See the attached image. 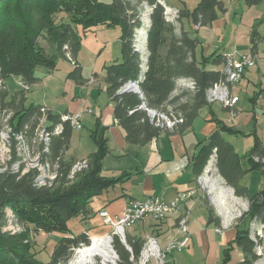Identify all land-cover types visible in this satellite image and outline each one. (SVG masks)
<instances>
[{
  "label": "trees",
  "instance_id": "trees-1",
  "mask_svg": "<svg viewBox=\"0 0 264 264\" xmlns=\"http://www.w3.org/2000/svg\"><path fill=\"white\" fill-rule=\"evenodd\" d=\"M137 1L140 5L147 4L152 8L146 43L147 70L144 73L141 69V54L133 47L135 31L141 27V20L138 8L130 1L112 0L110 4H104L99 0H0V81L3 83L0 87V131L7 114L13 113L8 124L12 132V162L10 169L0 174V264H42L30 253L28 235L4 231L10 222L36 234L67 236L58 238L50 262L43 264H69L75 250L90 246L91 239L86 233L74 236L68 223L79 217L85 222L92 215V200L127 176L123 175L117 181L102 176L103 160L108 149L102 131L97 128L92 133L97 151L88 157L87 168L72 177L73 166L77 161L72 160L73 163H70L65 159L73 134L71 123H62L61 116L54 115L49 109L43 114L37 106L26 107L30 89L38 82L35 76L38 68L54 71L59 57L69 61L68 54L76 61L81 47L77 27H81L83 32L99 26L121 29V62L104 68L105 86L108 100L115 105L114 118L125 132V140L129 144L145 146L161 134L169 133L162 123L156 125L147 111L164 114L160 112H167L170 104H178L180 115L167 112V116L181 119L173 130L182 133L191 128L200 111L210 106L205 96L207 91L225 82L224 71H210L206 66H226L228 58L217 53L197 58L201 42L183 28L184 20H190L199 28L211 27L219 15L226 12L224 0H201L192 11L186 8L180 10L178 27L166 22L165 7L158 2L160 0ZM243 2L246 7L252 8L263 4L264 0ZM42 40H46L50 48L54 47L57 55L49 56L41 46ZM262 42L264 37L254 27L251 51L256 50ZM11 77L21 78L22 85L29 90L16 92L8 101L9 91L5 81ZM67 78L76 85H84L86 82L78 63ZM181 79L192 80L196 85L192 97L186 102L182 101L184 95L172 97ZM129 83H138L141 94L120 93ZM44 117L48 120L49 131L52 132L60 125L62 130L58 135L51 133L48 153H43V145L39 152L43 164L56 168L57 178L52 184L39 186L38 171L31 170L22 174L23 167L17 172L11 171V167L20 162L16 138L22 136L25 144L30 147L29 140L38 137V129ZM222 132L240 134L219 123L218 130L194 158V173L201 176L215 155L219 175L225 184L232 188L237 197L248 199V212L238 221L240 227L236 245L246 254L244 264H254L259 257L255 252L256 245L251 240L252 224H264V188L249 197L241 182L252 171L261 172L264 178V144L253 132L254 144L246 158L250 166L248 169L234 147L222 137ZM115 238L114 246L120 264L138 262L145 241L126 237L127 244L132 248L130 253ZM132 257L134 261H131ZM228 258L227 255L225 263Z\"/></svg>",
  "mask_w": 264,
  "mask_h": 264
},
{
  "label": "crops",
  "instance_id": "crops-1",
  "mask_svg": "<svg viewBox=\"0 0 264 264\" xmlns=\"http://www.w3.org/2000/svg\"><path fill=\"white\" fill-rule=\"evenodd\" d=\"M228 1L224 0L226 12L220 14L218 20L211 27L199 28L190 20H184L183 28L186 32L191 33L190 35L193 38H197L201 42L197 50V58L201 59L202 56L217 53L218 55L223 54L239 59L243 55L250 54L255 58L256 66L253 67L256 68L261 60L259 47L264 42L260 43L253 52L250 49L248 53L241 55L237 51L232 53L226 49L220 52L221 50H218L219 48L216 46L217 42L214 40L228 24L227 17L231 12L230 0ZM164 2L166 5L179 10L186 8L192 11L196 7L190 6L188 0H174V5H169L168 0H164ZM226 2L230 5L228 6ZM242 4L244 8H248L243 0H236L235 6H242ZM230 53L236 55L233 56ZM146 56L148 55L143 46V53L141 52L142 73L147 70ZM78 59L77 57L76 62L82 67ZM115 62L120 63L118 60ZM106 66L104 64L101 73L94 70L89 74H85L82 68V77L86 80L84 85H76L75 82L68 80V74L73 71L74 67L60 78L55 75L58 73V65L54 71L42 68V77L36 76L38 82L32 86L29 95V98L32 97L34 88H43V90L48 89L49 91L51 88H45L44 86L51 85L53 88L57 80H60V83L63 82L59 88L62 91L63 98H59L62 99L59 102L60 110L49 102V93H44L42 102L36 103L37 106H45L54 115L58 116L81 114L82 129H78L79 131L83 130V120L92 116V121L89 122L91 128L88 136L79 133L75 146L72 134L70 149L66 153L65 159L87 161L88 157L97 151L92 133L99 128L103 133L108 149V154L103 160L102 176L107 180L117 181L123 175H127L92 200L90 205L92 215L90 218L83 222L82 218L79 217L68 223L72 234L78 236L86 233L90 239L97 238V240H101L105 237H98L106 234L111 229V227L102 223L101 211H106L111 217L116 218L123 215L129 203L133 200H144L149 197L160 198L166 203L172 204L179 195L190 194L191 192L192 195L177 204L175 210L166 219L156 221L153 218H148L144 222H139L126 230V237L135 240L142 239L143 241L148 237H156L161 246L164 247L174 238H183V234L179 231V222L181 219H186L190 238L189 245L182 252L172 253L166 260L167 264H244L246 254L236 245L240 226H238V222L222 220L220 216L218 218L217 215L212 213L210 205H207L204 195L199 189L198 179L200 176H196L194 173V158L201 151V148L208 144L210 137L218 130L219 123H221L240 132L238 135L222 132V137L234 147L243 165L249 169L250 166L246 158L254 144L253 132L264 144V106L261 102L264 98L260 96L262 92L260 91L258 95L254 93L256 97L254 96L253 100H250L252 103L251 112H241L239 107L240 97L239 102L230 109L223 108L219 104H212L203 108L199 113V117L193 122L192 127L184 132L179 133L175 130H169V133L161 134L160 137L145 146H136L125 140V132L114 118L115 105L110 103L106 94V71L104 69ZM225 68V66H213L211 64L206 66V69L210 71H224ZM37 71L38 69L35 75ZM17 80L22 84L21 78H17ZM7 82L8 80L5 81V84L9 89ZM179 86L188 88L182 82V79L178 80L173 98L182 94L178 90ZM56 87H58L57 84ZM21 90L22 88H19L17 92ZM233 94L239 96L235 94L234 89ZM13 95L9 91L8 101L11 100ZM36 104L33 105L36 106ZM251 119L254 122V128L243 133L242 126L248 125ZM73 173H75L74 170ZM241 183L246 188L249 197L255 196L264 188V178L259 171L250 172ZM229 189L232 188L229 187ZM241 199H245L249 204L247 198ZM55 235L58 238L67 237L59 234ZM261 245L264 248V238L261 240ZM227 255L229 260L225 263ZM155 261H150L148 264H158ZM133 264L137 263L134 262Z\"/></svg>",
  "mask_w": 264,
  "mask_h": 264
},
{
  "label": "rangeland",
  "instance_id": "rangeland-1",
  "mask_svg": "<svg viewBox=\"0 0 264 264\" xmlns=\"http://www.w3.org/2000/svg\"><path fill=\"white\" fill-rule=\"evenodd\" d=\"M99 1L100 3L110 4L112 0H99ZM128 1H130L132 5L136 6L139 10V18L141 20V27L136 29L135 31V39H134L133 47L135 51L141 54V52L143 53V46H144L145 52L147 51L146 43H147V35L149 31L148 29L151 26L150 14L152 12V8L148 6L147 4H142V5L138 4L137 0H127V2ZM188 1H189L190 6H197V4L201 0H188ZM158 2H160V4H162L166 9L165 10L166 22H168L169 25L172 24L173 26L178 27V23H179L178 10H175V8L166 5L165 2L162 0ZM228 2H226L228 6L231 4L230 5L231 12H229L230 15L229 17H227V21H228L227 27L224 28V30L219 32V35L216 37V40L214 41L217 42L216 46L217 48H219L218 50H221L220 52H222L223 49H226L227 51L232 52V53L234 51H237L238 54L240 53V55L246 54L251 49V46H250L251 36H252V31L254 27H257L260 35L264 37V4L257 6V7H253L251 9L250 8L246 9L243 7V4L242 6L241 5L235 6L236 0H230V4ZM168 4L174 5V0H168ZM168 8L172 9V13L170 11L167 12ZM76 30H77L76 33H78V35L81 38V47H80L79 54H78V58H79L78 60H80L81 66L83 68V72L85 74H89L93 72L94 70H96L97 73H101V69L104 66V64L109 66V65H112L116 60H118V62H121L122 43H121L120 38L122 36V32L120 31L121 30L120 27L109 29V28H104L103 26L102 27L100 26V27L91 29L87 32H83V29L81 27H77ZM143 30L146 31L145 36L141 35V31ZM41 46L46 49L47 54L49 56L57 55L54 47L50 48L46 40L41 41ZM259 51L261 54L260 55L261 60L259 62L258 67L256 68L253 67V69H250L249 71L245 72V76L243 77L240 85L237 84L234 87L235 94H238L240 97L239 107L241 108V112H251L250 111L252 110L251 101L253 100L254 96L256 97L254 93L258 95L259 92L261 91L262 93L260 96L261 98H264V59H263L264 58V44L260 45ZM235 55L236 54H234L233 56ZM226 57H229V56H226ZM57 65H58V73H56L55 75L58 78L63 77L65 75L64 73L70 72L73 69L72 64L68 60L63 59V58L61 59L60 57L58 58ZM42 71H43L42 68H38L37 74L35 76L42 77V74H43ZM225 73H226V80L223 83H230L229 81H227L229 74L227 72ZM182 82L185 83V85L188 87V88L184 86L178 87V90L182 93L181 95L185 96L182 99L183 102H185L186 100H189L192 97V94L196 89V85L192 80L182 79ZM7 83L9 86L8 90L10 91L11 95L15 94V92H17L19 88H22V84L17 80L16 77L9 78ZM62 83H60V80H57V82L54 83L53 88L51 87V85L44 86L45 88H51L49 91L48 89L43 90V88L41 89L34 88L33 90L34 93L32 97L29 98V95L31 94V91H32V88H31L28 98L25 102L26 107H29L36 103L37 104L41 103L44 93H49L48 95L49 102L52 103L58 109L61 108L59 107L60 106L59 102H61L63 98H62V91L59 88L62 85ZM56 84L58 87H56ZM59 98H62V99L60 100ZM263 101L264 99L261 100L264 106ZM218 104L219 103H215V105H218ZM177 108H178V104H170L167 108L168 109L167 112H170L176 116H179L180 114ZM147 112L151 120L156 121V125H158V121H160L159 122V125H160L161 123L163 124L164 122L169 121L167 120V118L174 117V116H171V117L167 116L169 115L167 114V112H160L166 115L159 114L157 112H156L157 113L156 115L155 111L153 110H148ZM11 115L13 117V113ZM78 115H81V114H78ZM163 116L167 118H164ZM90 121H92V116L83 120L84 127L82 131H79L76 129L73 130L74 146L77 142L79 133H81V135L88 136L90 128H91L89 125ZM9 123H10V120H8V122H6L5 120L3 123L4 125L3 129H1L0 131V174L7 172L10 169L9 165L12 162L11 157H12L13 152H12V149H10L11 141H10V145L8 143L9 136L11 138L12 132L10 131L9 128L8 129L6 128V126ZM166 125L167 127H164V128L168 130H173L175 128V127L174 128L171 127L173 125L172 123L169 126V128H168V122ZM253 128H254V122L252 119L250 120L248 125L242 126V130L244 131L243 133ZM47 137H48L47 134H44L43 139H39L38 137L37 138L33 137L31 140H29V144H30V147H29L25 144L23 137L18 136L16 138V140H19L17 141L18 143L16 145V151H17L18 157L20 158V162L14 163L11 167V171L17 172L20 170L21 167H23L22 174H25V172L27 173L31 170H36L38 171V177L41 182L46 183L50 181L49 183L52 184L53 181L55 180L54 177H56L55 170H54L56 168L52 169L51 166H48L47 164H43L41 161V157H40L41 154L39 153L42 151V144L44 146L43 153H48L47 149H48V145L51 140L49 141ZM50 137L52 138L51 133H49V138ZM8 146H10V148ZM66 162L71 163L72 160L67 158ZM78 162H80V165H82L83 163H87V161H77L76 163ZM207 164L208 165L205 170H208L209 172L204 171V173L198 179L199 189L203 193L205 201L207 202V205H210V208L212 209L213 213L217 215L218 218L220 216L222 220L223 219L224 220L226 219L227 221L233 220L234 223L240 221L243 218V216L246 215V213L248 212L249 204L247 203L245 199L243 200L237 197L235 193H233V190L229 189V187L225 184V181L222 179V177H220L218 169H217L216 156L213 155L209 163ZM74 168H75V165L73 166V169ZM74 171H76L75 173L76 175L82 170L79 171V168L77 169L75 168ZM204 180L209 181V183L212 182V184L215 181L218 183L220 188L215 190V192H211L212 185L205 186V184L203 183ZM221 187H223L224 189L230 190L234 198L237 200V202H231V201L228 202L229 204H227V206L222 210H220L219 204L218 202H216L217 197H219V194H220L219 189H222ZM221 211H225L224 214ZM227 213L228 214L230 213L229 217L231 215L233 216L231 218H228V216L226 217L225 215ZM9 217L12 218L10 213H9ZM146 220H143L142 222ZM139 222H141V220L138 222L132 223L131 227L135 226ZM187 224L188 222L186 219H181L179 222V231L183 234V238L181 239L187 238L189 235ZM252 225H254V227H253V235L251 234V240L254 241L255 244H260V232L262 231L260 229L261 227L264 226V224H252ZM128 228H124V233L123 231H121V236L118 239L126 247L125 249H127L130 253H132V248L126 242V236H127L126 230ZM4 231L10 232L11 234H15V235L22 234V233L28 235L27 239L29 240L30 245H31L30 253L35 255L36 258L40 262H42V264L50 262L55 243L58 240V237L55 234H52V235H47L44 233L36 234L32 232L30 229H25L24 227L13 224L12 222H10L8 226H6ZM115 235H116L115 231L110 229L109 232H106V234L98 238H103V237L110 238L111 237L110 240H111V245L113 247L112 250L115 252L117 251L115 250V246H114V240L116 239ZM92 244H93V241H91V245ZM85 248L87 247L83 246L79 249L83 250ZM80 250L74 252V255L72 259L70 260L69 264H73L77 260ZM142 251L143 252H141V254H144V252L146 251V247H143ZM141 256L142 255H140V258ZM117 257L118 258L115 260L114 263H107V264H120L119 254H117ZM140 258L138 262H135V263L141 264L144 258L143 257H142L143 259H140ZM152 261L153 260H151V262ZM92 264H103V262L101 258L96 257L94 263Z\"/></svg>",
  "mask_w": 264,
  "mask_h": 264
},
{
  "label": "built area",
  "instance_id": "built-area-1",
  "mask_svg": "<svg viewBox=\"0 0 264 264\" xmlns=\"http://www.w3.org/2000/svg\"><path fill=\"white\" fill-rule=\"evenodd\" d=\"M161 1V0H160ZM179 12L180 19V10L175 8ZM67 49V47H65ZM69 62L73 67L77 66V62L73 60L70 54L67 55ZM228 63L225 66L224 72H232L231 83H220L216 85L215 91H207L206 99L207 102L212 105L215 103H219L223 108L230 109L233 108L239 102V96L233 94L234 87L242 81L244 77V73L247 69L253 68L256 66V61L254 57L250 54L243 55L239 59L236 57H227ZM3 83L0 81V87ZM22 89L29 90L26 86L22 85ZM37 106V105H36ZM40 108V111L43 114H46L48 108L45 106H37ZM91 113V111H89ZM6 114V113H5ZM5 117V115H4ZM3 117V118H4ZM62 123L70 122L73 129L81 130V115H63L61 116ZM38 138L43 139L44 134L56 133L57 135L61 133V125L56 127L52 132L48 130V120L46 117L41 121V125L39 127ZM216 153V151H214ZM215 156V155H214ZM259 161L258 158L255 159ZM75 168L80 169V162L75 164ZM205 172H209L205 170ZM190 194H181L178 196L177 200L168 204L164 200L160 198H147L144 200H133L129 203L128 208L123 213L122 216L113 218L106 211H101L100 216L103 219V224L111 227L113 231L116 233V237L119 238L121 236V229L131 227L132 219H141L146 220L147 218H153L156 221H162L166 219L171 213L175 210V205L177 203H181L187 199ZM188 225V224H187ZM264 238V229L262 235H260V244H255V252L259 257V260L256 264H264V248L261 245V240ZM93 241V239H91ZM190 238L189 235L184 239H172L168 242L164 247L161 246L158 239L156 237H148L145 240L144 247H146V254H140L142 256H146V263L148 264L151 260H156L158 264H167V258L174 252H182L189 245ZM80 249L75 251H79ZM117 251H115V255L117 256ZM131 261H134V258H131ZM139 264V263H138Z\"/></svg>",
  "mask_w": 264,
  "mask_h": 264
},
{
  "label": "bare ground",
  "instance_id": "bare-ground-1",
  "mask_svg": "<svg viewBox=\"0 0 264 264\" xmlns=\"http://www.w3.org/2000/svg\"><path fill=\"white\" fill-rule=\"evenodd\" d=\"M166 10V9H165ZM168 11H170L171 13H172V9H170V8H168L167 9V12ZM174 13V12H173ZM177 13V12H176ZM169 14V13H168ZM171 15V14H170ZM173 16V15H172ZM178 16V15H177ZM176 25V24H175ZM141 35L142 36H145V31H141ZM228 74H229V77H228V80L227 81H229L230 83H231V79H232V72H227ZM189 84V83H188ZM215 88H216V86L213 88V89H211L210 91H215ZM156 113V112H155ZM12 113H8L7 114V116H6V122H8V120L12 117V115H11ZM155 115V114H154ZM156 115H157V113H156ZM164 118H167V117H165V116H163ZM4 120V121H5ZM166 120V119H165ZM167 120H169V121H167L168 122V128H169V126L171 125V123L173 124L171 127L172 128H174L178 123H180L181 122V119H178V118H176V117H172V118H167ZM4 121H3V123H4ZM159 122L160 121H158V124H159ZM167 122H164L162 125H165L166 127H167ZM3 123H2V125H3ZM1 125V126H2ZM4 126V125H3ZM5 128V127H4ZM6 128L8 129L9 128V125H7L6 126ZM171 128V129H172ZM3 129V128H2ZM10 129V128H9ZM11 130V129H10ZM4 135V134H3ZM47 139H49V141H50V138H49V134H47ZM15 138V137H14ZM22 139V138H21ZM10 141H11V138H10V136H9V139H8V143H9V145H10ZM17 141H19V140H17ZM46 143V142H45ZM43 145V144H42ZM9 148H10V146H8ZM11 149V148H10ZM41 154V153H40ZM48 165V164H47ZM49 166V165H48ZM51 166V165H50ZM16 167V166H15ZM35 167V166H34ZM43 167V166H42ZM84 168H87V163H83L82 165H80V169H79V171H81V170H83ZM77 169V168H76ZM7 170H8V168H7ZM13 170V169H12ZM73 170H75V168L73 169ZM3 171V170H2ZM28 171V170H27ZM4 172V171H3ZM75 173H76V171H75ZM75 173H73L72 172V177H74V175H75ZM55 175H56V177H54V179H56L57 178V173L55 172ZM50 179H52V178H50ZM53 179V180H54ZM207 179V178H206ZM208 180V179H207ZM207 180H204V184H205V186H208V185H212V189H211V192H215V190H217L218 188H220V186L218 185V183L217 182H213V184H212V182L211 183H209V181H207ZM200 181V180H199ZM50 182V181H49ZM49 182H46V183H43V182H41L40 181V179H39V177H38V180H37V184L39 185V186H46ZM222 189H219V192H220V194H219V197H217V201L216 202H218V204H219V208H220V210H222V209H224L226 206H227V204H229L228 202H237V200L234 198V196L232 195V193H231V191L230 190H228V189H224L223 187H221ZM219 199V200H218ZM177 204H180V203H177ZM176 206V205H175ZM223 214H224V212L225 211H221ZM233 213V212H232ZM230 214V213H229ZM229 214L227 213V214H225L226 215V217L228 216V218H231L233 215H231L230 217H229ZM225 218V217H224ZM141 219H132L130 222H131V224L132 223H135V222H138V221H140ZM229 220V219H228ZM254 227V226H253ZM263 229H264V226L263 227H261V229L260 230H262L261 232H260V235H262V232H263ZM7 230H8V228H7ZM184 230V229H183ZM121 231H123V233H124V228H122L121 229ZM186 231V230H185ZM252 235H253V232H252ZM258 237V236H257ZM111 238V237H110ZM110 238H103V239H101V240H97V238H94L93 239V244L91 245V246H89V247H87V248H85V249H83V250H80V252H79V256H78V258H77V260L73 263V264H92V263H94V261H95V259H96V257H98V258H101L102 259V262H103V264H107V263H114L115 262V260L118 258L116 255H115V252L112 250L113 249V247H112V245H111V240H110ZM254 240V239H253ZM124 242V241H123ZM254 242V241H253ZM143 252V251H142ZM144 254H146V251L144 252ZM144 258V260H142V262H141V264H145V262H146V256H141V258L140 259H143Z\"/></svg>",
  "mask_w": 264,
  "mask_h": 264
},
{
  "label": "water",
  "instance_id": "water-1",
  "mask_svg": "<svg viewBox=\"0 0 264 264\" xmlns=\"http://www.w3.org/2000/svg\"><path fill=\"white\" fill-rule=\"evenodd\" d=\"M138 83H129L126 86H124L121 90L120 93H125V92H136L141 94L140 89H139V85H137ZM234 193V192H233Z\"/></svg>",
  "mask_w": 264,
  "mask_h": 264
}]
</instances>
